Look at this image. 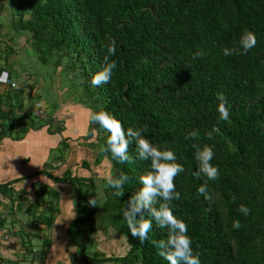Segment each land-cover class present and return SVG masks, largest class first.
<instances>
[{"label": "trees", "instance_id": "1", "mask_svg": "<svg viewBox=\"0 0 264 264\" xmlns=\"http://www.w3.org/2000/svg\"><path fill=\"white\" fill-rule=\"evenodd\" d=\"M11 1L19 10L14 18L16 29L27 32L43 64L64 66L81 79L87 94L84 103L91 112L108 111L125 128L147 125L146 135L154 145L176 153L185 171L176 177L181 198L173 201L172 207L187 223L194 250L202 253L201 264H264V0ZM246 29L256 34L257 45L247 55L225 56L222 49L237 43ZM109 38L116 41V55L110 59L118 66L109 83L94 87L91 80L104 67ZM200 49L206 56L193 60ZM219 92L229 101L228 120L219 116ZM9 113L2 116L3 121L10 119V125L1 124L0 137L15 131V120L20 124L31 116L27 112L16 119ZM56 128L63 130L61 125ZM27 129V125H21L16 131ZM193 129L199 131L198 141L186 139ZM213 129L217 131L209 138L207 133ZM108 136L107 131L90 122L86 138H95L102 147ZM195 143L213 146V163L220 169L219 179L209 181L216 200L211 205L198 193L204 181L193 175L198 167ZM134 148H129L133 157ZM102 158L109 160V173L123 172L131 179L122 197L114 196V190L102 179L103 201L94 207L88 204L89 190L98 189L93 177L72 176L70 170L61 177L42 172L83 193L77 202L78 215L68 227L69 245L75 247L72 263H76L80 249L86 262L168 264L151 243L165 239L166 229L161 230L153 221L149 240L140 243L122 219L129 197L142 187L139 177L148 170V162L134 159L120 164L104 152ZM84 164L90 166L88 161ZM7 189L5 185L0 187L3 193ZM37 194L60 198V191L48 186ZM240 204L251 209L248 216L238 211ZM210 206L211 211H207ZM45 211L51 212L45 217L47 225L52 226L59 203H46ZM31 217L37 219L38 215L31 213ZM235 220L241 222V228H233ZM84 221L95 231L108 233L113 229L123 235L128 252L123 256L89 255V235L79 228ZM44 243L47 247L42 250V258L49 252V238Z\"/></svg>", "mask_w": 264, "mask_h": 264}, {"label": "crops", "instance_id": "2", "mask_svg": "<svg viewBox=\"0 0 264 264\" xmlns=\"http://www.w3.org/2000/svg\"><path fill=\"white\" fill-rule=\"evenodd\" d=\"M2 1L0 0V4ZM1 17H4V10L0 8ZM3 23V21H0V32L4 28ZM5 37L7 35L3 36L2 33L0 41L1 38L4 39ZM22 39L20 44L18 43L19 45L14 43V45L8 47L9 50L7 51L9 53L15 52L12 55L13 58L16 56L17 60L13 61L11 57V62H9L10 55H1L3 51L0 50V77L3 72L10 71V68L19 67L20 72L28 70L26 66L21 65V62H19L18 51L23 49L24 53L30 55L29 49L31 51L34 49L28 34ZM1 42V44L4 43ZM14 62L17 65H9ZM53 65L55 70L51 80L57 81L58 89H61L62 77L65 81L67 72L62 69L57 73L59 66ZM58 75H61L60 79H57ZM7 76L11 77V75ZM29 80H32V82L27 84ZM29 80L21 89H13L5 81L0 80V130L2 129L1 124L9 123L10 125V119L9 121L6 119L3 121L2 116L4 113L10 112L9 117L17 119L18 116H21L23 111L20 110H22V106L27 100L33 102L37 96L40 98L41 95H38V92L43 85L41 86V83L34 81L32 74ZM26 92H29V94ZM48 95L47 100H43L42 104H53L55 113L52 116L48 114L47 118H42L45 125L36 126L27 123L28 121H21L20 124H17L15 120V131L0 137V187L8 186L6 193L0 190V264H15L16 261L25 263L31 261L33 264H73L74 247L69 245L71 238L68 234V227L73 219L67 218L74 215L75 218L77 217L78 200L76 202L75 198L71 196V191L74 190L71 184L57 183L47 175L48 172L47 174L42 172L46 169L54 177H61L71 169L72 176L93 177L98 185L99 180L103 179V173L108 172L110 168V163L106 158H102L101 161V144L95 138L91 140L85 137L89 132L91 108L74 98L62 102L58 107V102H55L54 98L56 94L48 93ZM25 124L28 127L26 131L22 133L16 131L21 125L26 126ZM57 125L63 127V132L58 131ZM83 139H88L89 143L86 144H91L93 147L83 145L81 142ZM63 142L69 145L66 162L62 163L61 160H58L57 153L53 156V161L49 162L54 151L58 149V145ZM85 161H88L90 166L85 167ZM103 161L109 163L105 172H101ZM44 186L59 190L60 198L57 199L48 194L47 202L44 200V203L40 201V204H36L37 200H40L37 192L43 189ZM99 192L101 193V189ZM50 201L51 204L59 203L60 206L58 215L57 212L55 213L56 219L52 226L47 225V217H43L42 213L39 214L45 211L46 203ZM41 207L44 208L41 209ZM31 213L37 214L38 218H31ZM62 213H65L63 217ZM47 228L51 231L50 249L46 257L42 258V254H38V249L34 247L32 241L34 237L36 238L37 231H48ZM95 235L99 242L98 231H95ZM42 241L44 242V240ZM26 247L32 248L33 251H27ZM100 252L104 254V250H100ZM76 264L81 263L77 260Z\"/></svg>", "mask_w": 264, "mask_h": 264}, {"label": "clouds", "instance_id": "3", "mask_svg": "<svg viewBox=\"0 0 264 264\" xmlns=\"http://www.w3.org/2000/svg\"><path fill=\"white\" fill-rule=\"evenodd\" d=\"M256 45V34L246 29L239 37L237 43L232 47H224L222 51L225 56L247 55ZM105 48L104 67L91 80L94 87L109 83L114 70L118 66L115 60L110 59L116 55L115 39L109 38ZM206 54L204 49H200L193 54L192 59L198 60L206 56ZM185 66L190 67V65ZM23 72L29 73L28 81L31 77L30 71L24 70L21 74ZM6 78L7 73L3 74L0 80L6 82ZM27 81L21 84L20 89ZM217 100L219 101L218 112L220 119L228 120L230 118V107L227 97L223 92H219L217 93ZM89 120L91 123L98 124L100 128L109 133L106 145L100 149L101 152L110 153L111 158L120 164L128 163L134 159L148 162L149 164L148 170L139 177V183L142 187L129 197L121 212L122 219L125 221L131 236L140 243H145L149 240V233L152 231L153 221H155V224L161 230H167L165 239L151 241L158 249L159 256L163 257L168 264H201L200 257L202 253L194 250L187 223L174 213L172 207V202L181 198V193L176 190V177L185 171L183 165L177 161L176 153L171 149L154 145L146 135L148 132L147 125L125 128L121 120L105 110L90 112ZM214 131L217 130L209 131L207 136L212 138ZM199 135V131L193 129L187 134L186 139L198 141ZM132 145L135 146L134 157L129 155V148ZM193 146L195 148L194 156L198 165L197 171L193 175L196 179L204 181L198 187V193L206 201H209L211 205L216 200L210 193L209 181H216L221 175L219 167L213 163L215 157L214 148L212 145H201L200 143H195ZM103 179L106 181L107 186L114 190L112 193L114 196L122 197L129 188L131 177L120 172L119 175L108 173ZM232 199L235 201V197ZM88 204L93 207L98 205L97 200L93 197L90 198ZM207 211H211V206ZM238 211L248 216L251 209L244 204H240ZM145 212H147V216L144 215ZM74 218L75 215L67 219ZM241 227L242 224L239 220L233 221V228L239 229Z\"/></svg>", "mask_w": 264, "mask_h": 264}, {"label": "rangeland", "instance_id": "4", "mask_svg": "<svg viewBox=\"0 0 264 264\" xmlns=\"http://www.w3.org/2000/svg\"><path fill=\"white\" fill-rule=\"evenodd\" d=\"M0 8L2 10H4V17L0 18V21L4 22L3 23L4 28L0 32L1 33L0 37H2V33H3V36L7 35V37H5L4 39L1 38L2 39L1 41L4 42L3 44H1L2 42L0 41V50L3 51V52H1V55H4V54H5V56H6V54L8 56L10 55L8 60H9V62H11V57L13 58L12 54H14L15 52H10V53L7 52L9 50L8 47L14 45V43H15V45L18 43L20 44V41L23 40L22 38H25V36L27 35V32L23 31V30L16 29V27H15L14 18L18 17V11L19 10H18L17 6L14 4V2H12L11 0H5V1L3 0L2 3L0 4ZM29 50H30L29 51L30 55H27L26 53H24L23 49H19L18 54H19L21 61H20L19 57H18V60H19V62H21V65L26 66V68L30 71V73L33 76V80L34 81L36 80L37 83H41L40 84L41 86L43 85L41 88H39L40 90L38 92V95H41L40 96L41 100H40V98L34 99L33 102L27 100L25 102L24 106H22V110H20V111H23L21 116H23L27 112L31 113V116L27 117V118L26 117L23 118L22 122L28 121L31 124H34L36 126H40L42 124L45 125V122H44V120L41 119V117L34 115V109L37 107L38 103L42 104L43 100L44 101L47 100V96H49L48 93L56 94V96H54V98H55V102H58V107H60L62 102H65V101L70 100L72 98H74L75 100H78V101H82V103H84L85 98L87 97V94H86L84 87L81 85V79L76 78V76H74L73 73H70L66 70H64L67 72V74H65L66 79L64 81V78L62 77V79H63L62 86H61V89H58L59 85H57V81L51 80L53 72L55 70L54 65L51 62L48 64H43L41 62L42 60L40 59L38 53L35 50H33V51H31V49H29ZM14 60H17L16 56H14L13 61ZM0 62H1V59H0ZM9 65H12V66L17 65V63L14 62V63H10ZM16 68H18V69H16ZM62 69H64V66H59L58 70L56 72L59 73L60 71H62ZM5 73H7V75H11L12 78H19V76H20L19 67H15L13 69L10 68V71L3 72L1 74V77ZM60 78H61V75H58L57 79H60ZM67 78L69 79V81ZM31 82H32V80H29V82L27 84H29ZM26 93L29 94V92H26ZM52 105L53 104H51V103H45L43 105V107H45V109L47 110V113L50 116H52L55 113V107ZM24 111H26V112H24ZM21 116H18V117H21ZM60 132H63V131H60ZM86 136L87 135H85V137ZM81 142L85 146H88L90 148L93 147L91 144H89V145L86 144V143H89L88 139H83ZM68 150H69L68 144H66L65 142L60 143L58 145V149L56 151H54L52 158H50L49 162H51V160L53 159V156H55L56 153L58 156V160H61L62 163L66 162V160H67L66 156H67ZM106 160H108V159L106 158ZM108 165H109V163L107 161H103L101 164V172H105L108 168ZM109 171H110V168H109L108 172L103 173V177L106 176L109 173ZM45 172H50V171L45 169ZM104 183H105V181L100 179L98 182V189L96 191H94L93 189L89 190V198H92V197L95 198L97 200V203L99 201L102 202L103 201V195H104L102 189H103V186L105 185ZM84 184L87 185V183H84ZM81 188L83 191H85L87 189V187L84 185ZM62 189L64 190V188H62ZM100 189H101V193L99 192ZM71 196L73 198H75V201L77 202L78 198L83 196V193H82V191L78 192L76 190H72ZM48 198H49L48 194L40 195L41 203H44V200L47 202ZM47 205H53V204H51V201H50L47 203ZM42 206H44V205H42ZM42 208H44V207H41V209ZM41 213L43 214V217L47 214H51V212H49V211L40 212L39 214H41ZM53 213H54V211H53ZM83 213H85L84 210H83L82 214ZM64 214L65 213H62V217ZM57 215H58V213H57ZM79 228L89 235L87 243H86V252L89 255H93L94 253L98 252V254L101 256H103V255H105V256H123L129 250V245L126 241V238H124L121 235L116 234L113 229L111 231L109 230L108 233H103L101 231H98L99 236H100V240L98 242L96 235H95V230L92 228L90 223H87V221L81 222L79 224ZM50 235H51V231L49 229H48V231H46V230L37 231L36 238L34 237L32 242L34 243V247L36 249H38L39 255H41L42 250H44L47 247L46 244L42 240H44L45 238H50ZM73 249L75 250V247ZM100 250L101 251L104 250V254H102L100 252ZM135 252L137 254H140V251H135ZM78 253H79V256L77 257V260L81 264H87L89 261L86 262L83 260V257H81V255H80V249H79ZM74 264H76V263H74ZM89 264H106V263L89 262ZM107 264H120V263L119 262H117V263L109 262Z\"/></svg>", "mask_w": 264, "mask_h": 264}, {"label": "built area", "instance_id": "5", "mask_svg": "<svg viewBox=\"0 0 264 264\" xmlns=\"http://www.w3.org/2000/svg\"><path fill=\"white\" fill-rule=\"evenodd\" d=\"M28 78H29V73L28 72H23L18 79H14V78H11V77L7 76L6 83L11 88L20 89L21 84L25 83ZM13 85H15V86H13ZM34 115L38 116V117H41V118H46L48 116L46 109L40 103H38L37 107L34 109Z\"/></svg>", "mask_w": 264, "mask_h": 264}, {"label": "bare ground", "instance_id": "6", "mask_svg": "<svg viewBox=\"0 0 264 264\" xmlns=\"http://www.w3.org/2000/svg\"><path fill=\"white\" fill-rule=\"evenodd\" d=\"M43 119H44V118H43ZM43 119H42V120H43ZM53 125H55V124H53Z\"/></svg>", "mask_w": 264, "mask_h": 264}]
</instances>
